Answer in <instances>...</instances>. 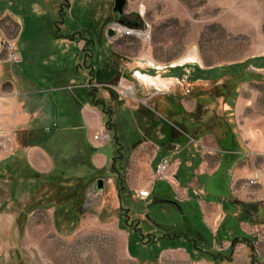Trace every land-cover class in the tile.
<instances>
[{"label": "crops", "instance_id": "1", "mask_svg": "<svg viewBox=\"0 0 264 264\" xmlns=\"http://www.w3.org/2000/svg\"><path fill=\"white\" fill-rule=\"evenodd\" d=\"M77 1L0 0V143L10 138L9 149L0 147V248L13 232L6 209L8 202L11 210L14 175L21 183L35 173L49 176L67 160L81 159L87 167L86 155L114 190L124 186L136 195L139 186H148L150 197L141 203L149 205L181 209L197 189L208 197L223 192V186L227 191L229 184V199L201 203L205 225L214 235L230 210L245 233L241 210L247 225L255 224V215L264 217V120L257 121L260 94L243 91L263 89L264 82L238 80L237 69L222 81L226 70L131 62L126 55L111 71L103 68L106 77L102 67L78 70L79 57L85 65L94 57L87 52L93 40L59 20ZM80 1L86 8L89 0ZM7 39L16 43L20 64L7 60L2 49ZM103 127L107 143H114L112 155L101 151L107 143L93 140ZM62 143L73 147L65 153ZM164 158L175 174L174 187L152 183ZM255 177L259 186H244ZM225 238L214 248L226 253L232 245L228 234Z\"/></svg>", "mask_w": 264, "mask_h": 264}, {"label": "rangeland", "instance_id": "2", "mask_svg": "<svg viewBox=\"0 0 264 264\" xmlns=\"http://www.w3.org/2000/svg\"><path fill=\"white\" fill-rule=\"evenodd\" d=\"M80 3L59 16L73 33L93 40L87 52L93 51L94 57L86 65L79 57L78 70L102 67L106 77L109 72L103 68L111 71L126 55L131 62L143 59L163 65L185 63L183 67L196 71L226 70L222 81L237 69L238 80L264 82V0H127L122 15L115 11V0H89L86 8ZM120 26L148 38L120 37L116 35ZM243 92L260 94L256 106L262 115L257 121L264 120V87ZM83 135L78 137L88 148ZM113 144L101 151L112 155ZM72 147L62 143L61 149L66 153ZM86 159L87 167L81 159L67 160L54 174L35 173L23 183L14 175L11 210L8 202L6 209L13 232L5 249L0 248V264H264V217L255 215V224L247 225L242 208L245 233L230 210L214 235L205 225L201 203L229 199V184L227 191L223 186V192H209L208 197L197 189L181 209L160 202L149 205L124 186L111 188L103 173L90 166L89 155ZM100 179L103 190L98 189ZM146 187L139 186L138 191ZM57 214L64 216L59 222ZM251 229L253 235L248 234ZM226 234L235 245L225 253L214 247L227 240Z\"/></svg>", "mask_w": 264, "mask_h": 264}, {"label": "built area", "instance_id": "3", "mask_svg": "<svg viewBox=\"0 0 264 264\" xmlns=\"http://www.w3.org/2000/svg\"><path fill=\"white\" fill-rule=\"evenodd\" d=\"M121 34H128L130 36H140L138 32H136L134 29H132L130 26H120L117 31L116 35ZM143 35V34H142ZM2 49L6 53L7 60L9 62H12L14 64H20L22 61L20 52L17 48V45L14 41L11 40H4L2 43ZM7 141L1 142L0 147L2 150L9 149V142L10 138H5ZM93 140L96 142H100L102 144H105L110 141L108 130L106 127L100 128L97 133L94 134ZM175 174L171 170V164L170 161L166 158L162 159L161 162L158 164L155 174L152 177V183L157 181H167L170 183L172 187H174L175 184ZM259 184L258 177H255L253 179H248L244 186H254ZM150 197V188L146 187L144 190H141L137 192V199L140 200V202H144L148 200Z\"/></svg>", "mask_w": 264, "mask_h": 264}, {"label": "water", "instance_id": "4", "mask_svg": "<svg viewBox=\"0 0 264 264\" xmlns=\"http://www.w3.org/2000/svg\"><path fill=\"white\" fill-rule=\"evenodd\" d=\"M127 0H115V11L118 12L120 15L123 14L124 7L126 6ZM130 25V24H129ZM113 35V30L109 33V36ZM98 189H104V180H98Z\"/></svg>", "mask_w": 264, "mask_h": 264}, {"label": "trees", "instance_id": "5", "mask_svg": "<svg viewBox=\"0 0 264 264\" xmlns=\"http://www.w3.org/2000/svg\"><path fill=\"white\" fill-rule=\"evenodd\" d=\"M74 196H75V193H73V194L70 196V200H72V198L74 199ZM66 198H68V196H66ZM56 217H57V221L59 222L60 219H63L62 217H64V216H62V215H60V214H57ZM67 218H69V217H67ZM244 238L248 239L247 237H244ZM232 245H233V246L235 245L234 242L232 243Z\"/></svg>", "mask_w": 264, "mask_h": 264}, {"label": "bare ground", "instance_id": "6", "mask_svg": "<svg viewBox=\"0 0 264 264\" xmlns=\"http://www.w3.org/2000/svg\"><path fill=\"white\" fill-rule=\"evenodd\" d=\"M124 35H126V36H130V35H128V34H121V35H118V36L121 37V36H124ZM140 36L148 38V35H147V34H145V35H140Z\"/></svg>", "mask_w": 264, "mask_h": 264}]
</instances>
